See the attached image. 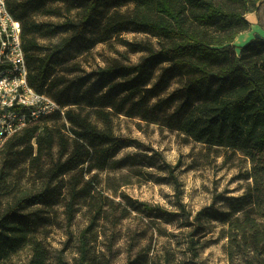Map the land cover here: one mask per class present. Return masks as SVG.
I'll list each match as a JSON object with an SVG mask.
<instances>
[{
	"label": "trees",
	"instance_id": "obj_1",
	"mask_svg": "<svg viewBox=\"0 0 264 264\" xmlns=\"http://www.w3.org/2000/svg\"><path fill=\"white\" fill-rule=\"evenodd\" d=\"M5 1L21 24L29 85L65 108L63 116L56 112L44 118L68 121L73 138L69 143L60 130L40 125L41 118L1 145L25 149L31 162L50 155L55 139L60 151L47 168L34 164L46 177L44 185L24 192L0 215V258L36 228L29 207L51 206L68 195L66 214L72 218L73 206L89 195L92 184L83 180L84 173L104 168L118 138L73 108L88 107L104 123L111 115L136 117L248 156L252 184L230 199L227 210L210 206L203 212L226 224L229 264H264V39L254 37L238 53L234 45L236 36L249 29L246 13L254 12L264 30V0ZM62 9L77 15L54 23L34 18L36 13L61 15ZM123 32H143L157 44L125 41L131 52H144L135 63L114 61L70 79L61 74L96 44ZM62 33L48 46L36 39L37 34ZM173 80L178 85L170 89ZM85 260L82 235L76 264Z\"/></svg>",
	"mask_w": 264,
	"mask_h": 264
},
{
	"label": "rangeland",
	"instance_id": "obj_2",
	"mask_svg": "<svg viewBox=\"0 0 264 264\" xmlns=\"http://www.w3.org/2000/svg\"><path fill=\"white\" fill-rule=\"evenodd\" d=\"M76 15V10L62 9L61 15L36 13L34 18L54 23ZM64 35L37 34L36 39L48 46ZM148 39L157 44L143 32L115 35L77 57L61 74L70 79L114 61L135 63L144 52H131L124 42ZM241 42L235 40L237 53ZM177 85L173 80L170 89ZM73 108L118 141L104 168L84 173L83 180H90L92 186L89 195L73 206L72 218L66 214L68 195L51 206L29 207L36 228L24 244L4 253L0 264H76L82 235L86 264H127L130 260L137 264H229L227 226L204 217L203 210L210 206L227 210L230 199L247 190L253 181L248 177L250 158L239 150L208 146L136 117L111 115L104 123L88 107ZM39 124L60 130L71 143L68 121L47 117ZM59 151L55 139L50 155L31 162L25 149L0 146V215L24 192L44 185L46 177L34 164L47 168ZM93 157L89 162L94 163Z\"/></svg>",
	"mask_w": 264,
	"mask_h": 264
},
{
	"label": "built area",
	"instance_id": "obj_3",
	"mask_svg": "<svg viewBox=\"0 0 264 264\" xmlns=\"http://www.w3.org/2000/svg\"><path fill=\"white\" fill-rule=\"evenodd\" d=\"M21 24L0 0V146L7 138L64 107L28 83Z\"/></svg>",
	"mask_w": 264,
	"mask_h": 264
},
{
	"label": "crops",
	"instance_id": "obj_4",
	"mask_svg": "<svg viewBox=\"0 0 264 264\" xmlns=\"http://www.w3.org/2000/svg\"><path fill=\"white\" fill-rule=\"evenodd\" d=\"M246 19L250 21V31L246 30V31H243L241 33H239L236 38L234 39V44H235V40L238 41V40H241L242 42L240 43V45H243L245 43H247L248 41H250L251 39H253V34L256 32V33H259L260 36L264 39V30L261 29L257 23H256V17H255V14L254 12H249L246 14Z\"/></svg>",
	"mask_w": 264,
	"mask_h": 264
},
{
	"label": "water",
	"instance_id": "obj_5",
	"mask_svg": "<svg viewBox=\"0 0 264 264\" xmlns=\"http://www.w3.org/2000/svg\"><path fill=\"white\" fill-rule=\"evenodd\" d=\"M258 36H260V35H258V34H255V37H258Z\"/></svg>",
	"mask_w": 264,
	"mask_h": 264
}]
</instances>
